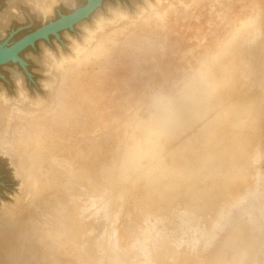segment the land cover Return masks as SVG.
<instances>
[{
  "label": "bare ground",
  "instance_id": "1",
  "mask_svg": "<svg viewBox=\"0 0 264 264\" xmlns=\"http://www.w3.org/2000/svg\"><path fill=\"white\" fill-rule=\"evenodd\" d=\"M88 2L89 0H11L7 12L13 18L15 16L19 18L24 10L32 11V16L29 12L26 13L29 18L25 16L26 14L24 16L31 21L39 18L45 20L53 16L58 3L63 6L64 11L74 12ZM144 2V5L136 3L138 7L134 13L120 7L109 8L110 17L97 13L93 17V25L88 24L87 20L91 15L83 19L78 25L85 21L84 36L81 42L77 39L73 40L71 55H66L61 50L60 56L57 57L56 53L48 48L44 52L43 60L48 72L45 74L49 76V80L45 82L48 90L47 98H30L23 83V76L19 74L16 77L18 83L16 84L19 85L20 98L13 101L5 94L1 95L0 154L10 157L18 154L23 158L25 165L21 171L26 174L24 177L27 185L22 191L28 196V201L25 199L27 204L23 202V205H18L19 208L16 207L18 211L15 210V214L13 211L14 216L9 215L10 209V213H6L8 218L0 221L2 222L0 224L1 263L240 264L238 258L242 241L240 239L245 229L249 227L240 213L227 214L220 229L213 234L214 223L204 224L197 219V207L184 204V208L176 211L174 206L180 204L179 200H181V187L176 180L173 179L164 186L158 181L160 177L157 172L149 171L144 180L158 181L157 190L165 196L164 210L162 212V208L155 203H147L148 210L145 217L143 219L137 215L135 219L131 217L125 236L120 238L117 225L125 213L124 199L128 185L122 190L118 188L127 183L144 165L129 163L124 172L120 173V156L115 154L101 170L100 177H104V181L99 178L93 180L86 170L87 165L92 164L89 159L94 152L90 141L94 131L90 128L91 126L97 128L101 123L106 92L94 87L96 93L89 97L90 92L86 86H90V82L85 80L84 85L80 83L85 70L93 68L96 64H103L106 68L115 67L117 61L129 54L127 48L134 47L148 51V44L153 40V34L160 33L165 39L174 37V41L172 40L168 47L163 46L162 51L153 61L155 63L153 68L159 70L158 78L163 77L161 85L165 88L169 62L179 65L183 62L184 55L193 53L194 47L202 46L199 43L207 40L206 33L209 29L205 28L206 23L201 20V15L196 13L197 5L202 0H145ZM185 2L188 4L186 5ZM190 7L195 10L191 17L196 22L191 28L192 46L185 53H175L168 57L167 52L170 47L180 43L175 37L180 34L181 21L187 17L189 12L187 8ZM3 19H0V25ZM259 46L261 48V45ZM220 47L221 45L212 54H216ZM195 56L197 53L189 60L193 62ZM209 57L203 62L208 63ZM261 68L263 70V66ZM213 72L209 71L199 77L197 93L190 89L186 91L189 97V100H183L186 116H189L190 106L194 105L195 100L200 104V102H210L212 97H216L214 105L218 106L222 103L217 93L213 92V88L210 89L211 86L213 87V81L209 79V74ZM91 74L98 75L96 72ZM90 100L94 104L89 103ZM168 105L166 100L159 101L156 119L153 123L144 125L147 130L143 142L146 162L159 164L162 167L160 171L163 170L165 178L169 179L174 172L179 173L182 170L181 157L172 154L170 166L165 168L163 152L168 150V147L160 146L158 140L152 139L153 135L161 136L163 129L161 119ZM178 107L174 109L179 111ZM196 108L202 110L200 105ZM231 112L233 111L229 109V113ZM225 137H228V133ZM148 142L152 144L151 150L146 149ZM231 142L229 140V143ZM229 148L230 146H225V149ZM194 151L195 149L188 160H197ZM247 151L248 147L243 145L232 149L229 154L218 151V164L211 167V170L216 171H213V174L205 172L207 179L226 178L228 172L217 171L221 168L228 170L230 168L227 165L228 160L229 162L244 160L247 158ZM202 159L204 163L201 165L205 170L206 162L213 161L208 155ZM112 169L115 170L113 174L110 172ZM244 188L242 187V190ZM108 193L109 197H107ZM151 196L153 195L150 194ZM3 212L1 215L6 211ZM136 226L139 228L138 232ZM117 258L121 260L117 262ZM263 259H260L261 263Z\"/></svg>",
  "mask_w": 264,
  "mask_h": 264
},
{
  "label": "rangeland",
  "instance_id": "2",
  "mask_svg": "<svg viewBox=\"0 0 264 264\" xmlns=\"http://www.w3.org/2000/svg\"><path fill=\"white\" fill-rule=\"evenodd\" d=\"M144 1L103 0L87 19L88 24L93 25V17L97 13L110 17V9L120 7L134 13L138 7L136 3L144 5ZM10 2L11 0H0V17H2L0 19L4 18L0 25V47H7L27 34L73 13L72 10L64 11L63 6L58 3L53 16L45 19L46 21L42 18L33 21L27 19L29 13L32 16V11L28 13L25 10L24 13L21 10L22 18L16 16L13 18L7 12ZM187 11H189L187 17L181 21L180 34L175 37L180 43L170 47L167 52L168 57L175 53H185L192 46L191 28L196 22L191 16L195 10L190 7ZM196 13L201 15V20L206 23L205 28L209 29L206 33L207 40L199 43L202 46L194 47L193 53L184 55V60L179 65L169 62L165 88L161 85L163 77L158 78L159 70L153 68L155 65L153 61L162 51L163 46L168 47L171 41H174V37L165 39L160 33L153 34V40L148 44V51L134 47L127 48L129 54L117 61L115 67L106 68L103 64H96L93 68L85 70L80 83L84 85L85 80L90 82L91 85L86 86L90 92L89 97L96 93L94 87L106 92L101 123L97 128L93 126L90 128L94 131V135L90 138L94 152L89 159L92 164H88L86 170L93 180L99 178L104 181V177H100L101 170L115 154L120 156V173L124 172L129 163L144 165L127 183L118 188L122 190L128 185L124 199L125 213L117 225L120 238L125 236V230L129 227L132 218L135 219L136 215L142 219L145 217L148 210L147 203L157 204L163 212L165 196L156 186L158 181L166 186L174 179L181 187L180 204L174 206L176 211L184 208L186 204L197 207V219L204 224L214 223L213 234L220 229L227 214L240 213L249 225L240 239L242 240L238 252L240 264H260V259L264 258L262 255L264 254V122H262L264 121V0H202L197 5ZM84 22L76 24L73 29L60 32L58 36L52 35L48 39L37 41L34 46H29L18 55L21 62L9 61L1 64L0 97L5 94L13 101L20 98L19 85L16 81L19 74L23 76V83L30 98H47L48 90L45 82L49 80V76L45 74L48 72L43 61L44 52L49 48L57 57L60 56L61 50L66 55H71L73 40L77 39L81 42L84 36ZM219 45H221L219 51L212 54ZM195 53L197 56L192 62L189 59ZM208 57L210 61L204 63V59ZM209 71H214L213 74H209V79L213 81V87L211 86L210 89L213 88V92L217 93L222 103L215 106L216 97H212L210 102H200V104L195 100L194 105L190 106L189 116H186L184 113L186 108L183 105V100H189L186 91L190 89L197 93L199 77ZM92 72L98 75L93 76ZM92 100L89 103L94 104ZM160 100H166L169 105L168 108L165 107L161 119L163 124L161 136L153 135L152 139L158 140L160 146L168 147V150L163 152L165 168L170 166L172 154L179 155L183 162L182 170L179 173L174 172L169 179L165 178L163 170L160 171L162 167L159 164L146 162L144 151L143 141L147 130L144 125L151 124L156 119ZM197 105L201 106V111L196 108ZM177 106L179 111L174 109ZM229 109L233 112L229 113ZM227 133L228 137H225ZM229 140L232 142L229 143ZM226 145L230 146L228 150L225 149ZM239 145L248 147L247 158L235 162L228 160L227 165L230 168L228 170L221 168L217 171L228 172L225 173L226 178L207 179L205 172L213 174V171H216L211 170V167L218 164V151L229 154ZM146 149H152L151 142L146 144ZM193 149H195L194 155L197 156L196 161L187 159ZM206 155L213 162H206L204 170L201 164L204 163L202 158ZM24 165L23 158L18 154L12 157L0 154V216L2 217L0 221L8 218L6 213L9 214L10 209L12 214L9 215L14 216L15 210L19 208L18 205H23V202L27 204V193L22 191L27 185L24 177L26 174L21 171ZM114 171L110 170L112 174ZM149 171L157 172L159 180L155 182L144 180ZM242 187H245L244 190ZM150 194L153 196L150 197ZM138 231L139 228L136 226V232ZM116 260L119 262L121 258ZM0 264H3L1 258ZM261 264H264V259Z\"/></svg>",
  "mask_w": 264,
  "mask_h": 264
},
{
  "label": "water",
  "instance_id": "3",
  "mask_svg": "<svg viewBox=\"0 0 264 264\" xmlns=\"http://www.w3.org/2000/svg\"><path fill=\"white\" fill-rule=\"evenodd\" d=\"M102 1L89 0L81 9L67 16H62L59 20L27 34L7 47H0V65L9 61H20L18 55L29 46H34L37 41L48 39L52 35L58 36L62 31L73 29L76 24L88 18Z\"/></svg>",
  "mask_w": 264,
  "mask_h": 264
}]
</instances>
